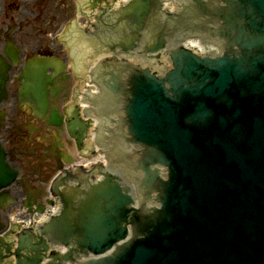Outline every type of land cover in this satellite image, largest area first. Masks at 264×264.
Masks as SVG:
<instances>
[{"label": "water", "instance_id": "water-1", "mask_svg": "<svg viewBox=\"0 0 264 264\" xmlns=\"http://www.w3.org/2000/svg\"><path fill=\"white\" fill-rule=\"evenodd\" d=\"M124 1L116 0L107 8H117ZM249 2L262 15L263 23L258 30H264V0ZM198 3L201 5V0ZM144 8L149 9L148 5ZM140 10L135 8L132 17H139ZM230 23L239 30L238 42H243L242 48L258 47L262 43L259 39L252 45L250 40L255 38L245 33L247 27ZM163 44L161 40L153 50ZM199 69L197 62L188 60L185 77L193 79ZM38 75L42 79L45 74ZM213 75V72L205 74ZM112 79L118 82V78ZM260 80L264 81V71ZM234 87L229 72L219 75L205 88L202 99L191 105L193 111L202 112L190 116L189 120H183L186 109L178 104L183 92H177L147 114V127L154 144L140 141L145 148L141 154L145 156L139 161L127 155L134 169L144 171L138 188L145 199L139 209L132 207L134 199L127 193L130 188L123 190L120 178L107 173L104 181L90 188L85 201L79 202L76 216V195L63 196L62 214L43 232L53 234L55 242L75 241L81 252L90 250L95 254L103 253L117 240L125 238L128 224L132 225L131 241L145 231L155 239L125 242L111 258L93 264H264V105L237 104L230 110L218 105V99L231 94ZM111 88L117 90L118 85ZM211 112L215 116L207 129L190 126V121L197 116L201 115L204 120ZM157 164L176 172L177 185L170 196L167 186H173V177L171 181H163ZM0 172L1 176L15 175L9 173L2 154ZM133 179L137 180V176ZM156 191H159L158 200L164 203L161 212L155 207L145 209ZM160 214L168 219L172 215L174 224L181 228L172 235L158 237L153 226L157 223L156 215ZM166 228L167 224L162 225L161 232ZM68 257L71 256L64 258ZM39 261L37 256L29 264Z\"/></svg>", "mask_w": 264, "mask_h": 264}, {"label": "flooded vegetation", "instance_id": "flooded-vegetation-1", "mask_svg": "<svg viewBox=\"0 0 264 264\" xmlns=\"http://www.w3.org/2000/svg\"><path fill=\"white\" fill-rule=\"evenodd\" d=\"M35 0H30L29 5L36 6ZM44 8L52 9L54 1L44 0ZM21 0H0V8L4 6L19 8ZM19 14L14 9L7 12V15L0 18V54H3L9 44L23 45L24 40L28 38L31 28L41 31V23L44 22V17L38 22L30 17L23 19L15 16ZM34 33V32H33ZM32 33V34H33ZM16 122L14 133L22 135L19 140H15L16 150L27 153L31 148V153L22 155L19 158V165L24 169L33 171L35 168L41 170L39 179L46 181L51 173L65 162L66 154L64 152L66 130L60 128L50 129L44 121L34 117L33 113L28 109L14 110ZM19 120V123L18 121ZM11 210V209H10Z\"/></svg>", "mask_w": 264, "mask_h": 264}, {"label": "bare ground", "instance_id": "bare-ground-1", "mask_svg": "<svg viewBox=\"0 0 264 264\" xmlns=\"http://www.w3.org/2000/svg\"><path fill=\"white\" fill-rule=\"evenodd\" d=\"M66 91H68V89H66Z\"/></svg>", "mask_w": 264, "mask_h": 264}]
</instances>
